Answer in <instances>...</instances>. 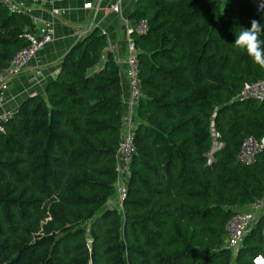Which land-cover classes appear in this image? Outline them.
Wrapping results in <instances>:
<instances>
[{
	"label": "trees",
	"instance_id": "16d2710c",
	"mask_svg": "<svg viewBox=\"0 0 264 264\" xmlns=\"http://www.w3.org/2000/svg\"><path fill=\"white\" fill-rule=\"evenodd\" d=\"M264 18L247 0H136L128 20L139 64L136 154L117 195L123 118L119 69L93 29L58 61L56 77L0 131V264H252L264 216L236 252L225 225L264 195V101H241L264 78L234 45ZM26 15L0 5V70L28 45ZM264 40V33L261 34ZM211 127L221 144L211 156ZM91 242V247L88 243Z\"/></svg>",
	"mask_w": 264,
	"mask_h": 264
},
{
	"label": "built area",
	"instance_id": "2783aa9c",
	"mask_svg": "<svg viewBox=\"0 0 264 264\" xmlns=\"http://www.w3.org/2000/svg\"><path fill=\"white\" fill-rule=\"evenodd\" d=\"M54 0H0L2 5L9 14L26 15L29 17L33 25V31L26 33L25 38L28 45L18 50L9 61L8 65L0 70V109L3 106V99L9 90V82L11 79L20 75L26 65L48 44H50L55 35L52 23L45 20L39 15H35L32 9L26 7L24 3H45ZM257 10L259 0H247ZM84 9H91V4L83 6ZM114 12L118 11V6L111 7ZM258 11V10H257ZM53 15L60 14L57 9L52 11ZM126 24L129 27L128 33V52L129 57L125 61L126 71L125 77L129 82L130 100L127 114L122 118L121 131L118 136L117 153H116V172H117V196L119 202L122 201L125 195V186L121 185L122 180L128 177V170L136 148L134 145V134L137 129V123L134 119V109L140 97V80H139V64L136 57V48L130 37L132 32L144 33L146 31L145 22H140L133 25L131 21L127 20ZM93 28H77L74 34L77 40L87 35ZM104 35V32H101ZM118 65V61L115 60ZM237 99L241 101L255 100L258 102L264 101V78L258 81L247 83L243 86ZM12 112L0 114V131L3 130L4 124L11 120ZM212 147L209 153L210 159L207 163H211V156L220 149L221 144L218 142V133L211 127ZM264 151V136L256 139L253 136H247L243 139L240 149L237 153V160L244 166H251L256 163L258 155ZM264 216V195L251 202L246 211L239 212L233 215L225 225L227 232L226 244L229 249L236 252L246 233L257 224ZM264 237V225L261 231ZM252 264H264V256L259 255L255 257Z\"/></svg>",
	"mask_w": 264,
	"mask_h": 264
},
{
	"label": "crops",
	"instance_id": "0c3cea01",
	"mask_svg": "<svg viewBox=\"0 0 264 264\" xmlns=\"http://www.w3.org/2000/svg\"><path fill=\"white\" fill-rule=\"evenodd\" d=\"M135 2L136 0H54L45 3H24L26 7L32 9L33 14L52 23L55 35L53 41L26 65L23 72L10 80L0 114L14 113L25 99L44 93L46 85L58 73V61L77 41L75 29L98 28L104 32L107 41L104 53H112L119 63L117 66L124 117L128 112L130 100L129 82L125 77V61L129 57V27L126 21ZM86 4H91V9H84L83 6ZM114 5L118 6L117 12L111 10ZM54 9L60 14L53 15Z\"/></svg>",
	"mask_w": 264,
	"mask_h": 264
},
{
	"label": "clouds",
	"instance_id": "9594fccd",
	"mask_svg": "<svg viewBox=\"0 0 264 264\" xmlns=\"http://www.w3.org/2000/svg\"><path fill=\"white\" fill-rule=\"evenodd\" d=\"M257 10L264 18V0H259ZM250 23V28H239V33L232 45L246 51L256 65L264 68V40L261 39V34L264 33V25L256 19L251 20Z\"/></svg>",
	"mask_w": 264,
	"mask_h": 264
},
{
	"label": "rangeland",
	"instance_id": "374dc122",
	"mask_svg": "<svg viewBox=\"0 0 264 264\" xmlns=\"http://www.w3.org/2000/svg\"><path fill=\"white\" fill-rule=\"evenodd\" d=\"M127 178H128V177H125V178L122 180L121 185L126 186ZM116 203H119V198H118L117 195H116V198L108 204V206H112L113 204H116ZM255 225H256V224H255ZM255 225L252 226V228L246 233V235H248V234L251 232V230L253 229V227H254ZM246 235H245V237H246Z\"/></svg>",
	"mask_w": 264,
	"mask_h": 264
},
{
	"label": "water",
	"instance_id": "95a60500",
	"mask_svg": "<svg viewBox=\"0 0 264 264\" xmlns=\"http://www.w3.org/2000/svg\"><path fill=\"white\" fill-rule=\"evenodd\" d=\"M91 245H92V243H91V242H89V243H88V247H91Z\"/></svg>",
	"mask_w": 264,
	"mask_h": 264
}]
</instances>
